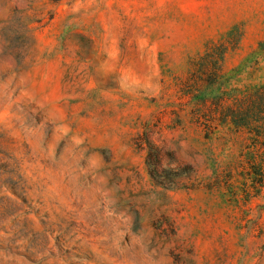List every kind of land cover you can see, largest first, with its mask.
Here are the masks:
<instances>
[{"label":"rangeland","instance_id":"374dc122","mask_svg":"<svg viewBox=\"0 0 264 264\" xmlns=\"http://www.w3.org/2000/svg\"><path fill=\"white\" fill-rule=\"evenodd\" d=\"M0 264H264V0H0Z\"/></svg>","mask_w":264,"mask_h":264},{"label":"trees","instance_id":"16d2710c","mask_svg":"<svg viewBox=\"0 0 264 264\" xmlns=\"http://www.w3.org/2000/svg\"><path fill=\"white\" fill-rule=\"evenodd\" d=\"M260 106H262V103ZM229 118H231L232 122L238 127V128H247L248 130L252 126V121L250 117V112H238V111H232V113H229Z\"/></svg>","mask_w":264,"mask_h":264}]
</instances>
